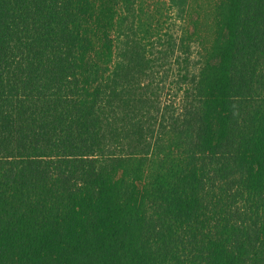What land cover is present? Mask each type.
Listing matches in <instances>:
<instances>
[{"label":"trees","instance_id":"1","mask_svg":"<svg viewBox=\"0 0 264 264\" xmlns=\"http://www.w3.org/2000/svg\"><path fill=\"white\" fill-rule=\"evenodd\" d=\"M0 0V264H264V0Z\"/></svg>","mask_w":264,"mask_h":264},{"label":"rangeland","instance_id":"2","mask_svg":"<svg viewBox=\"0 0 264 264\" xmlns=\"http://www.w3.org/2000/svg\"><path fill=\"white\" fill-rule=\"evenodd\" d=\"M198 3H211V0H199Z\"/></svg>","mask_w":264,"mask_h":264}]
</instances>
